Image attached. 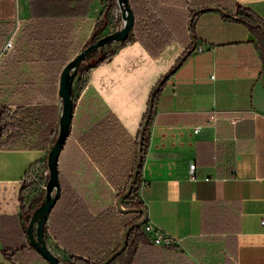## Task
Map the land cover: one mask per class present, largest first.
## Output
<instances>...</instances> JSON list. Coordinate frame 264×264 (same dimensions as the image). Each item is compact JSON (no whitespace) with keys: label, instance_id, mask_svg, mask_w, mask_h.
<instances>
[{"label":"crops","instance_id":"crops-1","mask_svg":"<svg viewBox=\"0 0 264 264\" xmlns=\"http://www.w3.org/2000/svg\"><path fill=\"white\" fill-rule=\"evenodd\" d=\"M233 1L264 19V0ZM33 19L28 0H0V100H7L0 109L8 108L0 114V258L8 264H48L26 238L19 202L23 177L44 157L50 134L45 125L33 135L30 120L32 101L39 108L47 101L46 61L23 32ZM194 36L179 30L152 48L157 53L138 38L120 46L92 68L76 100L57 170L97 215L115 205L108 178H126L152 89L171 70L154 97L139 193L147 221L172 243L135 248L132 241L112 264H264V62L252 32L217 9L195 19ZM106 117L84 146L80 137Z\"/></svg>","mask_w":264,"mask_h":264},{"label":"trees","instance_id":"trees-1","mask_svg":"<svg viewBox=\"0 0 264 264\" xmlns=\"http://www.w3.org/2000/svg\"><path fill=\"white\" fill-rule=\"evenodd\" d=\"M28 1L29 13L34 16V19L26 25L23 32L29 37L33 44L40 45L39 51H41L42 60L46 61L47 73L49 68L50 75L48 79L50 82H46L47 101L41 104V111L53 120L59 116V102H57L56 95L57 80H59L57 76H59L64 64L72 57L68 55V52L73 42L75 23L84 19L89 14L94 0ZM129 1L135 14L133 32L128 35L124 41L108 44L87 56L77 72V79L75 87L73 88L72 110H74L78 95L88 81L92 68L108 61L120 46L138 38L143 41L148 49L152 50L153 47L159 49L166 44L168 37H172L177 31L186 27L188 31L192 33L195 42L194 21L201 13L208 10L217 9L222 13V17L225 20L237 21L244 24L254 35L258 50L264 62V19L245 4L233 0ZM114 6L115 0H107L101 14L95 19V25L91 33L94 39L103 35L102 31L104 27L111 22L110 13ZM88 41L89 39L86 40L80 49H82ZM192 50L193 47L191 46L186 50L184 56L188 51L191 52ZM152 52L157 53L155 50H152ZM57 62H59L60 65ZM55 65H59V67H57V69H59L57 70V74L54 72L53 68ZM169 73L170 71L163 75L154 85L148 107L142 118L140 131L144 124L145 127L143 131V141L141 143V156L138 170L130 192L122 199V205L130 210L125 212L120 211L117 206V200L127 189L136 168L139 151V135L136 139L134 159L126 178L119 181L108 178L117 188V200L115 205L97 215H94L88 209L75 189L62 173L57 170V172H59L60 194L48 212L44 232L46 239L51 237L57 244H61L66 248L64 258H62L65 264H98L105 260L121 245L122 231L128 225L143 217L146 206L139 192L143 179V165L146 160L151 137V126L154 115L153 101L159 90V88L157 90L156 88L160 81L166 78ZM2 112L7 114L8 108H1L0 114ZM149 113L150 117L147 119ZM110 118L111 117H106L96 123L89 132L80 137V142L84 144L83 139L92 137V131L98 132L104 130ZM56 123L57 120L51 131L50 124H47V128L51 134L49 146L55 134ZM5 126L6 125L1 123L0 129ZM46 152L42 160H40L37 165L31 166L23 177L19 189L21 220L24 215V219L27 220V213L36 206L41 198L46 180V176L43 174L45 170ZM116 219L119 220L120 227H118ZM145 221H147V219ZM139 226L128 232L126 248L132 241L135 242V248L141 242L152 244L151 235L147 232H139ZM115 258L106 264H112ZM128 264H131V259Z\"/></svg>","mask_w":264,"mask_h":264},{"label":"water","instance_id":"water-1","mask_svg":"<svg viewBox=\"0 0 264 264\" xmlns=\"http://www.w3.org/2000/svg\"><path fill=\"white\" fill-rule=\"evenodd\" d=\"M115 5L120 12V20L117 26L97 39L93 38V35L89 37L87 44L77 51L62 67L59 80H57V102H59V119H57V126L53 140L46 152L45 156V170L46 176L45 184L43 186V192L40 200L36 206L27 213L28 218L25 220L23 216V227L26 238L30 245L40 254L48 264H65L63 259L55 254L49 247L47 239L45 237V223L47 220L48 212L55 203L57 197L60 194V180L59 172H57V158H59L60 152L66 142L69 135L70 122L72 118V100H73V88L77 79V72L80 65L85 61L88 55L96 50L108 45L124 41L128 35L133 32L135 25V14L129 0H115ZM183 59V57H182ZM181 59V60H182ZM171 72V70H170ZM163 79L160 81L159 88ZM153 98V97H152ZM151 98V102H152ZM150 117V113L147 119ZM145 124L139 133V151L136 168L132 175V179L127 189L121 194L117 200L118 209L125 212L127 209L122 205V199L130 192L135 175L138 170V165L141 156V143L143 141V131ZM147 219V212L144 209V215L141 219L128 225L121 233V245L117 250L112 252L105 260L98 264H106L113 258L118 256L124 251L127 245L128 232L141 225ZM1 264H8L6 259L0 258Z\"/></svg>","mask_w":264,"mask_h":264},{"label":"rangeland","instance_id":"rangeland-1","mask_svg":"<svg viewBox=\"0 0 264 264\" xmlns=\"http://www.w3.org/2000/svg\"><path fill=\"white\" fill-rule=\"evenodd\" d=\"M106 1L107 0H95L96 4H95V7H94V11H93V13L91 15L92 16L95 15V16L98 17L101 14L102 10L104 9V7L106 5ZM116 7H117L116 5L113 7L112 12L110 13L111 22L109 23V25L104 27V29L102 31V34H105V33L109 32V31H112L117 26V24H118L120 19L116 20L115 18H113V11L115 10ZM92 16H90L87 19L79 20V21H77L75 23V28H74V32H73V42H72L71 48H70V50L68 52L69 56H73L77 51H79L80 48L83 46V44L86 42V40H88L89 37L91 36L92 29H93V27L95 25V19H96V18H93ZM3 59H5V58L3 57L1 59V62H0V64H1L0 66L1 67H2V63H5V61ZM57 63H59V62H57ZM59 65H60V63H59ZM59 65H55L53 67L54 68V72L56 74H57V70H59V69H57V67H59ZM1 67H0V69H1ZM49 75H50V72H49V68H48L46 82L49 81V79H48ZM57 79H59V76H57ZM74 87H75V85H74ZM1 102L2 103H7V100L3 101L1 99L0 103ZM9 104L10 105H15L13 107L14 108V112H12L11 118L9 119V123H8L10 125L11 129H13V128H16V125H17L15 123V121H14L15 120L14 114L16 113V109L18 107L16 106V102H14V101H13V103H12V101L9 102ZM32 104L33 105L31 106V109L29 111L31 113L30 120L32 121V131H33V133L35 132V134H33V135H38L37 131H39V128H41V127L44 128L45 125L47 126V124L48 125L50 124V128H53L54 124L56 122L55 119L54 120H50V119L47 120L44 117V112L41 111V108H39V105H38L39 103L35 104V102L32 101ZM16 117H18V116H16ZM57 119H59V116H57ZM49 122H51V123H49ZM56 126H57V123H56ZM56 126H55V131H56ZM50 137H51V134H49L47 144L45 145V148H46L45 150L46 151L49 148ZM47 243H48L50 249L55 254L59 255L61 258H64V252H62L60 249H57L56 247H54L53 241L51 239H47ZM131 247H132V245H131ZM130 249H129V251H130ZM126 250H127V248H125L123 252H125ZM123 252H121L117 257H119L120 255L122 256Z\"/></svg>","mask_w":264,"mask_h":264},{"label":"built area","instance_id":"built-area-1","mask_svg":"<svg viewBox=\"0 0 264 264\" xmlns=\"http://www.w3.org/2000/svg\"><path fill=\"white\" fill-rule=\"evenodd\" d=\"M121 15L119 10L117 9V7L115 8V10L113 11V18H115L116 20L120 19ZM11 37H8L5 42L2 45V51L6 50L8 48L11 47ZM198 50H202L203 49V45H198L197 46ZM231 121L234 122L235 118L232 117ZM198 127H195L194 131H197ZM195 163H189V176L194 178L195 177ZM44 174V173H43ZM139 232H147L151 235V241L153 244L158 245V246H166V245H170L172 243V236L168 233H166L165 231H163L162 229H158L155 228L154 226H152L148 221H145L144 223H142L139 226Z\"/></svg>","mask_w":264,"mask_h":264}]
</instances>
